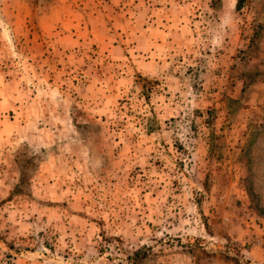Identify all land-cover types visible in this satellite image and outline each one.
Wrapping results in <instances>:
<instances>
[{"label":"rangeland","instance_id":"obj_1","mask_svg":"<svg viewBox=\"0 0 264 264\" xmlns=\"http://www.w3.org/2000/svg\"><path fill=\"white\" fill-rule=\"evenodd\" d=\"M0 264H264V0H0Z\"/></svg>","mask_w":264,"mask_h":264}]
</instances>
